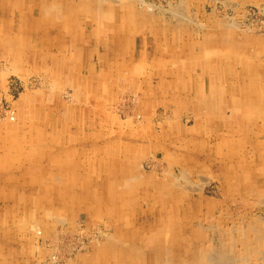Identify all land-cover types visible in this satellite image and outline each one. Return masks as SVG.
<instances>
[{"label": "bare ground", "instance_id": "bare-ground-1", "mask_svg": "<svg viewBox=\"0 0 264 264\" xmlns=\"http://www.w3.org/2000/svg\"><path fill=\"white\" fill-rule=\"evenodd\" d=\"M132 1H129V0H0V14H2V16H3V14L5 12L4 10H6V11H8V13H11L13 15V16H10L9 18H7L8 22L6 25L3 22H0V53L2 54V55H0L1 56L0 57V81H6V82L11 81V78L14 74V73L12 74L11 72H16L15 67H17L18 71H21L19 74H22L23 76H28L26 78H20L19 76H13L17 81L19 80L20 84H23L24 89H26V88L28 89L29 87H31V81H33V80H35L34 81L35 84H37V82H41L40 83V86H41L44 84V82L48 78H50V79H48L46 82H49V81L53 82L54 81L53 85L54 84L58 85L57 86V88H58L60 83H61L60 79L61 80L63 79L62 78L63 74L65 75V77L67 76L70 79H72L73 83L70 80V85H72L74 88L73 89L74 92L73 91L71 92L73 94V97L71 100H74L73 104H72L73 109L69 110V114L66 113V111H65L62 113V115H59V117H58L57 116L58 115L57 110H56V113L50 112V114H47L46 109H45V111H37V110H35V108H33V110L31 112H29L30 110L21 112L23 109V108H21L19 110L20 122H17V124H10V123L6 124V127L8 129H5L4 132H2L0 130V227L1 228H3V226L8 227L10 223H12L13 225L17 224V227L15 228V231H14L15 234H13V235L15 238L22 240L21 241L23 244L22 249H23V251H26L27 253L32 252L33 249L37 248V246H38L36 243L35 229L40 228V227H42V228L44 227L47 234L51 233L52 230H50V228H49L50 224H53V223L58 224V225L64 224L65 223L64 214L66 215L68 209L71 210V208H73V209L88 208L87 212H89V209H91L95 206L99 205L98 208H100V206H105V202H112L115 207H122V213H121V216L119 215V218H122L126 213L128 214V209L126 208V206H129V204L131 203L132 198L130 196L134 191L132 185L128 186V184L130 182H133V176L129 172V167L133 166L132 160L134 158H136V166L139 167L140 169L143 168L145 163H147V162L141 163L142 158L138 154L136 155V152H137L136 148L138 145V140L140 142L145 141L147 138H149V137H147V136H149L148 133L153 134L154 130H156V127L153 126L151 128L149 127L150 131L146 132L147 134H144L141 131H139V133H138V129L140 127L138 128L137 126L141 120L136 117V115L139 117V114L135 115V113L137 112V108L135 109L134 106L133 107L127 106V102H130L129 99L135 100L134 99L135 95H137V97L140 99H141V96L143 98L144 97L148 98L152 94H154V95L163 94L164 96H166L167 98H169L171 100L180 99L182 92L185 93L184 88H183V85H184L188 88V90H189L188 92H190V93L187 94V96L185 94H182V96H184L187 100H194L195 99L194 102L192 103V106L190 103V108H192V110H194L195 112H197L196 110L198 108L200 109L199 113H197V114L192 113L193 115H196L198 118H200V116H202V110H203L202 109V107H203L202 101H200L202 99V92L205 93V95H206L205 97L208 99H211V97L217 98L218 105H215V104L211 103V101H210V103H211L210 107H209V109L207 108L209 110V112H213L214 110H220V113H221L223 111H222V107H219V105L220 106L226 105L228 107L230 104H236V106L238 107V112H242V117L240 119L241 120L240 123L243 122L242 125H246L247 127L248 126H251V127L260 126L258 123V121H259L258 117H260V118H261V116H262V118L264 117V98L262 96V90H263L262 78L264 76V64L262 62H260L259 64H254V65L250 66L251 68H249V71H250L249 75H250V78L252 80V85L249 89L251 92L248 90L246 84L243 83L242 80L230 82L231 79L229 78V76L231 77L233 75V73L230 71V67L232 66L233 68H236L237 64H239L241 62V58L236 59L235 56H232L231 52H228L227 46H226V48H227L226 50L218 49L216 47H214V48L208 47L209 49H207V51L206 50L203 51L202 48L201 49L198 48L199 50L193 51V57L195 59L192 60L191 63L193 61H196L194 63V65H186L184 67H181L178 65L181 69V72L177 76H175L174 78L167 76V74H166L167 72H164V70L162 71V68H161L162 65L160 66L161 63L158 65H154V68H153L152 63H151V60L153 58H150L148 55L142 56L140 53L143 52V53L151 55L149 53V49L151 47L150 51L152 52L153 56H154V54L155 55L159 54L160 49H162L161 48L162 44L164 46H166V45H169V43L171 42V39L169 37V33H165L162 36V34L160 32L161 29L154 27L156 24V21H154V18L149 16V13L145 12V10L142 9L140 6H136V4L134 2L132 3ZM179 1H181V0H179ZM141 2L142 1H140V3ZM181 3H183V2H181ZM214 3H215V1H214ZM146 5H147V3H146ZM149 7H151V6H149ZM152 8H153V6H152ZM152 8H151V10H153ZM172 8H173V5H172ZM163 10L164 9H162V11ZM206 11H208V10H206ZM157 12H159V11H157ZM177 12H180V11L177 10ZM177 14L179 15V13H177ZM177 14H176V17H177ZM181 14H183V13H181ZM7 15L9 16L10 14H7ZM174 15H170V17L174 16ZM185 16L186 15H184V20H185V18H187ZM179 17L181 18V16H179ZM169 19H171V18H169ZM149 21L150 22L153 21V22H151L152 23L151 28H149V29L146 27L143 28V25H145V23H147ZM187 21H188V19H187ZM227 23H229V22H227ZM222 25H224V24H222ZM140 26L143 28L142 30L141 29L139 30ZM195 26H197V25H195ZM135 28L137 30H139L140 32H137V30ZM176 30L177 29H171L169 27L168 32H171V31L175 32ZM178 31L179 30H177L176 32H178ZM140 33L143 34V36L145 38L144 39L141 37V39L143 41L142 43L144 45H143V48L140 46L139 48L136 49V46L138 45L136 40H137V37L140 36L139 35ZM149 35L151 36V39H149L150 38ZM131 40H133V46L132 47H130V45H129L131 43ZM186 41L188 42V40H186ZM211 41H212V39H211ZM211 41H209V42H211ZM218 41H220V40H218ZM163 42H165V43H163ZM191 45H192L191 43H187V47H189ZM147 46H150V47L147 48ZM201 47H202V45H201ZM144 48L147 49L146 52L142 51V49L144 50ZM231 51H232V49H231ZM207 53L211 58H219L218 59L219 62H220V59L225 60L226 62L223 64H226V65L221 66V67L210 68V70L213 71V75H211L209 73L207 66L205 68H202L204 70L201 72V75H196V73L194 71L196 70V68L202 67V61H201L202 56L206 57ZM256 53L258 54V52H256ZM259 53H260V51H259ZM258 55H260V54H258ZM164 56H166V55H164ZM167 57H168V55H167ZM147 58H149L150 60H146ZM159 58L156 59L158 61V63H159V60H158ZM208 59H209V57H208ZM242 59L244 60V56ZM248 59H250V58H247V60ZM212 60H214V59H212ZM210 61H211V59H210ZM189 62H190V60H189ZM184 64H185V62H184ZM175 65H176V63H175ZM227 65H229V69H228ZM240 67L241 66H239V68ZM32 68H36L37 70L32 69ZM164 68H166V66H164ZM5 69H7V70H5ZM28 70H31L30 71L31 74L28 73ZM34 70L38 71L40 74L35 75L34 73H37V72H35ZM236 70H239V69H236ZM246 72H248V71H246ZM186 73H188L187 74L188 77H187V79H185V78L183 79L184 83H180L181 80L180 81L178 80L179 85L181 87H179V94H177L176 92H174L169 87V84H170V86H172L173 81L175 84V82H176L175 80H177L176 77L178 78V76H179V78L182 79L183 75ZM207 74H208V78H207ZM33 75H35V76H33ZM149 76L156 79L155 89H152L148 85V87H149V88H147L148 92H146L144 95H141V96H140V94H138V92H137L138 90L136 91L135 89H132V88L127 89L125 91V93L129 92V94H126L129 96L128 97L129 99L127 101L123 100V102L118 103L116 105L117 113L115 112L112 116V114H111L112 112H110L108 110L110 107H108V105H106V102L110 99V95H116V92H117L116 90L118 89V86H120L122 82H124V84L126 82H128L127 84H129L130 87H136L137 86V80L138 81H140V79L146 80ZM217 78L220 81L225 82V83L227 82L226 81L227 79H228V81L230 80L229 82L231 83L232 86H230L229 84H228V87L226 86V90H228V91L223 90L222 87L216 83ZM241 78H243V77H241ZM65 80H66V78H65ZM212 80H214V82H212ZM245 80H243V81H245ZM51 82H50V84H51ZM1 84L3 87V83H1ZM44 85H46V84H44ZM199 85H200V87H199ZM4 86H5V84H4ZM12 87H14V86H12ZM5 88L3 87V89H5ZM7 89H8L7 95L9 98V102H11L12 101L11 86H8ZM136 89H138V88H136ZM132 90H134L135 92L130 93V91H132ZM29 91H30V89H29ZM5 92H6V90H5ZM66 92L64 94H66ZM121 92H123V91H121ZM37 93L39 94V92H36V94ZM41 93H42V91H41ZM52 93L54 94V92H52ZM52 93L50 91V95ZM193 93L194 94L196 93V95H192ZM22 94H23V92H22ZM64 94H63V96H64ZM68 94H67V96H69ZM133 94H135V95H133ZM228 94L231 95L230 103L224 102V99L227 98ZM256 94L259 95V97H256ZM131 95H133V96H131ZM119 96H121V95H119ZM122 97L123 96H121V98ZM48 98H49V95L44 100L47 101ZM197 98H199V99H197ZM14 100H16V99H14ZM52 100H53V98H52ZM136 101H137V99H136ZM141 101H142V99H141ZM168 101H170V100H168ZM0 103H1V101H0ZM65 104L66 103L64 101H61V106H65ZM130 104H131V102H130ZM1 105H3V104H1ZM34 105H35V103H34ZM112 107H115V106H112ZM12 110L15 111V108H13ZM48 111H50V110H48ZM59 112L61 113L62 111H59ZM12 113L13 112H11V113L8 112L6 114V117L8 118L6 120L11 119V122H13L12 120H14L16 117L14 115H12ZM109 114L116 121L115 124H118L116 126H114V124L111 126V128L113 130L110 129V127L108 126L111 124V122H109V120L105 119L106 116ZM159 114H160L159 115V123L160 124H164V123L168 122L167 118H169V116L167 113H159ZM66 115L68 116L67 120L62 118ZM27 116H29V118H30L29 120H27V118H26ZM196 116H195V118H196ZM82 117H84L83 120H82ZM93 117H96V118L93 119ZM135 117H136V119H135ZM191 117H193V116L189 115V119ZM222 117H223V115L220 116L219 118H220V125L222 126V129H223L224 127L228 126V124L223 122ZM173 119H175V118H173ZM104 120H105V122H103ZM228 120H230V118ZM234 120H236V119H234ZM28 121L29 122L31 121L32 124L31 125L27 124ZM174 121H176V120H174ZM98 122H99V124H97ZM121 122H124V123H121ZM169 122H172V121H169ZM127 123H128V126H125V124H127ZM202 123H203L202 121H198V123L194 124L195 127H198L197 129H193V130L188 129L187 131L183 130L184 133L182 135V138L178 139V142L181 144L180 145L181 147H183L187 150H190L194 147V145H193L194 142L192 143V146L190 143L192 135L189 136V134L195 133V134H198V138L199 137L201 138L202 137L201 134H202V130H203V129H201ZM68 124H73L77 130H81L82 132H80V134H78L79 133L78 131H77V133H76V131H70L69 129L66 128V126ZM181 124H182V122H181ZM203 124H205V123H203ZM95 126L97 127L95 130L96 133L101 134L99 132H102V135H100V137H92L91 138L88 135L89 130H87L85 128H92V127L94 128ZM203 128H204V126H203ZM157 131L158 130H156V132ZM234 132H235V130H234ZM154 135L158 136L157 133H155ZM243 135L245 136V134H243ZM102 136H106V138H103ZM169 136H170V132H169V134H165L162 137H164V139H165V137H169ZM116 137H120L121 139L116 140ZM238 141H239V139L238 140L235 139V144H233L236 146V148H237V146H239ZM176 142H177V140H176ZM163 143H165V142H163ZM150 144H153V143H150ZM62 145H65V146L62 148L61 147ZM149 146H151V145H149ZM163 146H164V144H163ZM41 148H43L45 150L41 151ZM123 152H125V153L122 154ZM145 152H147V151H145ZM176 152H177V150H176ZM196 159L197 158H195V160ZM176 160H177V158H176ZM5 161H8L10 163L6 166ZM186 161H187V159H186ZM231 161H232V159H231ZM150 162L151 163L149 164L150 165L149 167H151V170L154 172L157 171L159 166H157V164L154 163L153 161H150ZM173 165H176V164H173ZM6 167L8 168V170L6 169ZM224 168H225V166H224ZM164 169H166V168H164ZM58 172L63 173V179L60 180L59 177L54 176ZM179 174L186 175V174H182V173H179ZM46 175H49V176L45 177ZM147 176H148V174H147ZM136 178H138V177H136ZM179 180H181V179H179ZM69 181L71 182V184L69 183ZM167 182H169V181H167ZM125 184H127V186ZM161 184H162V182H161ZM25 187H30L33 190V192L27 191V188H25ZM131 187H132V189H129ZM152 188H153V186H152ZM185 188H187V187H185ZM128 189H129V191H128ZM23 190H25V195L22 192ZM161 196H162V194H161ZM8 197H11V199H13L15 204H12L10 202V200L8 199ZM255 201H257V199H255ZM172 205H173V203H172ZM114 206H113V208H114ZM98 208H96V209H98ZM64 209H66V211H64ZM166 209H167V211L163 212L164 216L163 217L161 216V218L164 219L166 216H168V214H170V219L169 218L168 219L172 221L171 216H173L175 212L172 211L170 209V207H166ZM237 209H240V208H237ZM241 209H242V207H241ZM129 211H131V210H129ZM194 212H195V210H194ZM234 212H236V210H234ZM176 213H177V210H176ZM36 214H39L38 218L35 217ZM103 216H104V214H102L101 221L104 218ZM117 218H118V216H117ZM126 218L128 220V217H126ZM68 219H70V218H68ZM262 219H264V218H262ZM124 220H125V218H124ZM154 220L156 223H158L159 221H161V223H162L164 221L161 219L160 220L154 219ZM95 222L97 224V221H95ZM93 223H94V221H93ZM90 227H91L90 224H87V226L84 230L89 232ZM11 228L13 229V227H11ZM92 228H94V227L92 226ZM98 228H99V226H97V230H98ZM22 229L26 230L28 232V234L27 235L22 234V236H21L20 235L21 233H19V230L22 231ZM113 229H111V230H113ZM118 229L122 230L121 227H118ZM204 229H207V228L205 227ZM242 229L243 228H241V230ZM74 230H76V227L74 228ZM201 230H203V229H201ZM254 230H255V228H254ZM94 231H95V229H94ZM104 232L105 231H103V233ZM65 234H66V232H65ZM78 234H79V232H78ZM101 234H102V232L100 233V235ZM120 234H118V235L120 236ZM165 235H166V233H165ZM213 235H215V234H213ZM242 235H244V234H242ZM239 236L241 237V235H239ZM102 237H104V236H102ZM44 238H45V236H44ZM76 238H77V236H76ZM126 238H128V237H126ZM77 239H79V238H77ZM117 239H118L119 246L117 243L112 245L113 247L110 246L111 244L108 245L107 249L105 250V254L103 256L98 254L99 252L97 254L94 253L95 255H92L90 253L91 254V256H90L91 257V264H121V262H123V261L124 262L122 264H142V262L136 261L135 253L132 250L133 247H132V245H130L129 242L126 241L127 239L124 240V236H120ZM59 241H62V240H59ZM79 241H80V239H79ZM42 242L43 243L41 246H44L45 245L44 239L42 240ZM54 244L57 245L58 243H54ZM1 245H3V244H1ZM61 245H63V244H61ZM196 245H198L197 242H196ZM3 246H5V244ZM70 246H72V245H70ZM240 246H241V244H240ZM166 247L168 249L169 245ZM172 247H173V245H172ZM69 248H71V247H69ZM3 249L4 248L2 247L0 249V251ZM79 249H81V248H79ZM230 249H231V247H230ZM30 250H32V251H30ZM58 250H60V248ZM64 251H65V249H64ZM155 251L158 253V250H155ZM221 252H220V254H221ZM50 253H52V251ZM213 253H215V251ZM24 254H26V253L24 252ZM67 254H69V253H67ZM230 254H232V253H230ZM62 255L63 254H61V256ZM186 255H187V253H186ZM215 255H216V253H215ZM232 255H234V254H232ZM197 256H198V254H197ZM209 256H210V254H209ZM152 257H154V256H152ZM156 257H158V256H156ZM200 257L201 256H199L197 258H200ZM223 257L225 258V256H223ZM6 258H8V257H6ZM208 258H207V260H208ZM216 258L218 259L217 255H216ZM64 259H66V258H64ZM168 259H167V261H168ZM5 260H7V259H5V257H3L0 260V264H6ZM49 260H51V259H49ZM61 260H62V258H61ZM223 260H221V261H223ZM52 261H53V259H52ZM143 261L146 263L149 260H147V258L145 257V259ZM226 261H227V259H226ZM226 261H224V262L226 263ZM228 262H229V259H228ZM174 263H176V262H174ZM222 263L223 262H221V264ZM230 263H231V261L229 262V264ZM17 264H19V263H17ZM206 264H207V262H206ZM210 264H211V262H210Z\"/></svg>", "mask_w": 264, "mask_h": 264}, {"label": "rangeland", "instance_id": "rangeland-1", "mask_svg": "<svg viewBox=\"0 0 264 264\" xmlns=\"http://www.w3.org/2000/svg\"><path fill=\"white\" fill-rule=\"evenodd\" d=\"M129 1H132V0H129ZM140 1L142 2L140 3ZM133 2L136 4V6H140L142 9L145 10V12L149 13V16L154 18V21H156L157 28L169 26L171 29L179 30L178 32L182 35L180 36L178 34L174 36V39L171 40L169 45L164 46L162 44L161 46L162 49H160L159 54H157L158 56L155 54L154 56L152 55V52L150 51L151 49L150 46H147V48L150 47L149 53L152 56L149 54L143 53V52L140 53L142 56L148 55L150 58H153L151 60L153 68H154V65H158L161 63L160 66L161 65L163 66V67L161 66L162 71L164 70V72H167L166 73L167 76L174 78L181 72V69L179 66L184 67L186 65H194L196 61H193L192 62L193 64L191 63V61L195 59L193 57L194 50H199L202 48V50L207 51V49H209L210 47L211 48L216 47L222 50H226L228 48L227 50L228 52H231L232 56H235L236 59L241 58V62L237 64L236 68H233L232 66L230 67V71L233 73V75L231 77L229 76V78L231 79V81L230 80L229 81L235 82L237 80H242V82L246 84L248 90L250 89L252 85V80L249 75V72H250L249 68H251L250 66L254 64H259L260 62L264 64V0H228V1L227 0H217V1L216 0H181V1L179 0H138V1L133 0L132 3ZM143 2L144 3L146 2L147 5L146 3L144 4ZM172 5H173V8H172ZM151 8L153 10H151ZM162 9H164L163 11L165 13L162 11ZM177 10H179L181 13L186 15L185 17L187 18H185L184 20V15L181 14L180 12H177ZM4 11H5L3 14L4 17L2 16V14H0V22H3L6 25L8 22L7 18L13 15L11 13H8V11L6 10ZM175 13L176 14L179 13V15L177 14V17H176ZM7 14H10V15L8 16ZM170 15H174V16L170 17ZM179 16H181V18ZM151 22L149 21L145 23V25H143V28L145 27L148 29L151 28L152 26ZM194 24L197 26H195ZM220 24L221 25L224 24V25L221 26ZM143 28L140 26L139 30L140 29L142 30ZM139 30H137V32H140ZM139 35L140 36L137 37L136 42L139 47L141 46L143 48L144 44L142 43L143 41L141 37L144 38V36L141 33ZM149 37H150L149 39H151L150 35ZM186 40H188V42ZM186 42L191 43L192 45L187 47ZM142 51L146 52L147 49L144 48V50L142 49ZM256 52H258V54H260L261 56L258 55ZM0 55L2 54L0 53ZM243 56H244V60L242 59ZM157 58H159L158 59L159 63L156 60ZM247 58H250V59L247 60ZM218 59L219 58H211L207 53L206 57L202 56V59H201L202 67L196 68L194 72L201 73L204 70L202 68H205L206 66H207V69L210 70V68L212 67H221V66L226 65V64H223L226 62L225 60L220 59V62H219ZM146 60H150V59L147 58ZM238 65L241 67L239 68ZM164 66H166V68H164ZM227 67L229 69V65H227ZM15 68H16V72H11L12 74L14 73L13 76H19L20 78L28 77V76H23L22 74H19L21 71H18L17 67ZM32 69H36V68H32ZM236 69H239V70H236ZM36 70L34 71L37 73H34V74L35 75L40 74ZM30 71L31 70H28L29 74H31ZM13 76L11 78V81H7V82L0 81V86H1L0 87V101H1L0 103V130L2 132H4L5 129H8L6 127V124H9V123L17 124V122H20L19 110L21 108L24 109V110L22 109L21 112L29 111V110H30L29 112H31L33 108H35V110L37 111H45L46 109L47 114H50V112L56 113V110H57L58 117L59 115H62V113L65 111L66 113L69 114V110L73 109L72 104L74 100H71L73 97V94L71 92L73 91L74 88L72 85H70V80L72 83L73 81L69 77L67 76L65 77L64 74L62 76L63 79L62 80L60 79L61 81L59 85L60 88L59 87L57 88L58 85H55V84L53 85L54 81L46 82L48 79H50L48 78L44 82V84L46 85L43 84L40 86L41 82H37V84H35L34 83L35 80H33L31 81V87H29L28 89L27 88L24 89L23 84H20L19 80L17 81ZM245 76L246 77L248 76V77L246 78ZM207 78H208V74H207ZM176 79L179 81L181 80L180 83H184V80L180 78H176ZM226 81L227 82L225 83V82L220 81L217 78L216 83L219 84L223 90L228 91L226 90V86L228 87V84L230 86L232 85L228 81V79ZM262 81H263L262 96L264 98V76L262 78ZM50 82L52 85L50 84ZM1 83H3L4 88L6 87L5 89H3ZM127 83L128 82L124 84V82H122L120 86L117 85L118 89L116 90L117 91L116 95H110V99L106 102V105L110 107L108 110L112 112L111 113L112 116L115 112L117 113L116 105L120 102H123V100L127 101L129 99L128 98L129 96L126 95V94H129V92L125 93L127 89L132 88V89H135L136 91L138 90L137 92L138 94H140V96L148 92L147 90V88H149L148 82L145 79H140V81L137 80L136 87H130L129 84ZM7 85L11 86V89H12V92H11L12 101L11 102H9V98L7 95L8 93ZM50 91L51 93L54 92V94L52 93L50 95ZM121 91H123L124 93ZM36 92H39V94L38 93L36 94ZM65 92L66 94H64ZM134 92H135L134 90L130 91V93H134ZM189 93L190 92H185V93L182 92V94H185V95ZM67 94L70 97L67 96ZM182 94L180 96L181 97L180 99H175V100H171L167 98L166 96H164L163 94H156V95L152 94L148 98L147 97L143 98L141 96L142 101L144 100L145 102L144 101L142 102L141 99L137 97V95L133 94L135 95L134 96L135 100L131 99L132 100L131 101L129 99L131 104L130 102H127L128 107L134 106L135 109L137 108V112L135 113V115L139 114V117L137 115L136 117L141 120L137 126L138 128L140 127L138 129V133L139 131H141L144 134H147L146 132L150 131L149 127L151 128L153 126L156 127V130H158L157 132L156 130H154L153 134L148 133L149 136L147 137L149 138H147L145 141L140 142L138 140V145L136 148L137 150L136 155L138 154L142 158L141 163L147 162L148 164L145 163V165L141 169L137 167L136 165L129 167V170L132 172L133 182H130L129 184L128 183L127 184L128 186L132 185L134 191L130 196L132 198L131 203L129 204V206H126V208L128 209V214L126 213L122 218H119V215L121 216V213H122V207H115L112 202H105V206H100V208H98L99 205L95 206L89 209V212L87 213L78 211V210H81L82 208L81 209L77 208L75 210L71 208V210H68L67 213L65 212L66 215L64 214L65 216L64 224L62 225L60 224L58 225L55 223L50 224L49 228L50 230H52L51 233L47 234L44 227L35 229L36 243L38 245L36 250L37 249L40 250V253L36 255L35 259H33L34 257L30 253L23 251L22 249L23 244L21 242L22 240L15 238L13 235L15 234L14 231H15V228L17 227V224L13 225L12 223H10L8 227L6 226H3V228L0 227V247L2 246L4 248L3 250L0 251V260L3 257H5V259H7L5 260L6 264H17V263L19 264H51V263L52 264H91V257H90L91 254L95 255L99 252L98 254L103 256L105 254V250L107 249L108 245L111 244L110 246L113 247L112 245L117 243L119 246L117 238L120 236H124V240L127 239L126 241L129 242L130 245H132L133 247L132 250L135 253L136 257L135 256L134 257L136 258V261L142 262V264H146V263L147 264H186V263L187 264H193V263L194 264H206V262L207 264H210V262L211 264L212 263L221 264V262H223L222 264H227V263L229 264L230 261H231L230 264L232 263L233 264H264V240H263L264 239V219H262L264 218L263 217L264 216V176H263L264 175V126H263L264 117L263 118L262 116L261 118L258 117L259 119L258 123L260 126L258 127L248 126L247 127L246 125H242L243 122L240 123L242 112H238V107L236 106V104H230L228 107L226 105H222V106L219 105V107H222V111H223L221 112L222 114L219 112L216 114H214L213 112H209L208 109L211 103L218 105L217 98L211 97V99H208L205 97L206 96L205 93L202 92V99L200 101H202L203 110H202V116L198 118L196 115H193V114L199 113L200 109L198 108L196 110L197 112H195L194 110H192V108H190V103L192 106V103L194 102L195 99L185 100L182 98L183 97ZM48 95H49L48 100L47 101L44 100ZM119 95L123 97L121 98V96ZM192 95H196V93L195 94L193 93ZM256 97H259V95L256 94ZM13 98L16 100H14ZM136 99L138 102L136 101ZM230 99H231V95L228 94L227 98L224 99V102L230 103ZM61 101H64L66 103L65 106H61ZM112 106H115V107H112ZM13 108H15V111L12 110ZM59 111H62V112L60 113ZM8 112L10 113L13 112L12 115L16 117L14 120H12L13 122H11V119L6 120L8 119L6 117V114ZM159 113H167L170 118V119L167 118L168 122L164 124H160L159 123V115H160ZM189 115L193 117L189 119ZM222 115H223L222 117L223 122L228 124V126L224 127L223 129H222V126L220 125V118H219ZM26 118L27 120L30 119L29 116H27ZM83 118L84 117H82V120ZM95 118L96 117H93V119ZM229 118L230 120H228ZM105 119L111 122V124L108 125L110 129H112L111 126L113 124L114 126L118 125V124H115L116 121L111 117L110 114L107 115ZM169 121H172V122H169ZM198 121H202L203 123H205V124L202 123V126H201V129H203L202 134H201L202 137L198 138V134L191 133L189 134V136L192 135L190 143L192 146V143L194 142L193 143L194 147L190 150H187L181 147L180 146L181 144L178 142V139L182 138V135L184 133L183 130L187 131L188 129L190 130L197 129L198 127H195L194 124L198 123ZM103 122H105V120ZM181 122L183 125L181 124ZM121 123H124V122H121ZM27 124L31 125L32 122L28 121ZM97 124H99V122ZM125 126H128V123L125 124ZM169 132H170V136L165 137L164 139V137L162 136H164L165 134H169ZM155 133H157L158 136H155L154 135ZM243 134H245V136ZM99 135H102V134H99ZM120 139H121L120 137H116V140H120ZM235 139L236 140L239 139L238 141L239 146H237V148L235 145H233L235 144ZM150 143H153V144H150ZM162 143L164 144V146ZM195 158L197 159L195 160ZM150 161H153L154 163L157 164V166H159L157 171L154 172L151 170V167H149L150 166L149 164L151 163ZM173 164H176V165H173ZM179 173L186 174V175H181ZM153 180L157 182L155 183ZM127 184L125 185L127 186ZM132 187L129 189H132ZM185 187H187L188 189ZM8 199L10 200L12 204H15V202L13 201V199H11V197H8ZM255 199H257V201H255ZM235 206L240 209H237ZM166 207H170V209L175 212L173 215L174 217L171 216L172 221L169 220L170 214H168V216H166L164 219L161 218V216L162 217L164 216L163 212L167 211ZM176 210H177V213H176ZM234 210H236V212H234ZM64 211H66V209H64ZM102 214H104L103 216L104 218L101 221ZM117 216L119 219L117 218ZM35 217L38 218L39 214H36ZM126 217H128V220ZM91 219L94 221V223ZM154 219H157V220L161 219L164 221L162 223L161 221L156 223ZM95 221H97V224ZM87 224H90L91 226L89 228L90 230L88 229L89 232L84 230ZM92 226L94 228H92ZM97 226H99L98 230H97ZM11 227H13V229ZM73 227L74 228L76 227V230H74ZM118 227H121L122 230H119ZM205 227L207 229H204ZM241 228L243 229L241 230ZM103 231L105 232L103 233ZM101 232L102 234L100 235ZM19 233H21L20 234L21 236L22 234L23 235L28 234V232L24 229H22V231L19 230ZM118 234H120V236ZM239 235H241V237ZM76 236L77 238L80 239V241L79 239L76 238ZM43 239H44L45 245L41 246L43 243L42 242ZM59 240H62V241H59ZM200 240L201 241L203 240V241L201 242ZM196 242L198 245H196ZM54 243H58V244L56 245ZM1 244L3 245L5 244V246ZM61 244H63L64 246ZM167 244L169 245L168 249L166 247L168 246ZM57 248L58 249L60 248V250H58ZM155 250H158V253ZM51 251L53 254L50 253ZM214 251L218 259L216 258L215 253H213ZM24 252L26 254H24ZM229 252L234 255L230 254ZM56 254L57 255L59 254V255L57 256ZM61 254L63 255L61 256ZM209 254L211 257L209 256ZM195 255L197 257L199 256L201 257L197 258ZM223 256H225V258ZM145 257L147 258V260H149L146 263L143 261ZM207 258L209 261L207 260ZM228 259H229V262H228ZM224 261H226V263ZM123 262H121V264Z\"/></svg>", "mask_w": 264, "mask_h": 264}, {"label": "crops", "instance_id": "crops-1", "mask_svg": "<svg viewBox=\"0 0 264 264\" xmlns=\"http://www.w3.org/2000/svg\"><path fill=\"white\" fill-rule=\"evenodd\" d=\"M155 28H157V26H156V24H155V26H154ZM161 29V34H162V36L165 34V33H169V37H170V39L172 40V39H174V36H176V35H180V36H182L179 32H174V31H171V32H168V29H169V26H164V27H162V28H160ZM183 34V33H182ZM133 39V38H132ZM130 45V47H132L133 46V40H131V43L129 44ZM137 48H139V46L137 45L136 46V49ZM203 51H205V50H203ZM209 73L211 74V75H213V71L212 70H209ZM187 74L188 73H186V74H184L183 75V78H182V80L185 78V79H187ZM196 75H201V73H196ZM177 78V77H176ZM178 78H179V76H178ZM149 79H151V80H149ZM146 81L148 82V85L152 88V89H155V86H156V79H154L153 77H151V76H149L147 79H146ZM176 82H175V84H174V81H173V84H172V86H170V84H169V87L174 91V92H176L177 94H179V87H181L180 85H179V82H178V80H175ZM212 82H214V80H212ZM199 87H200V85H199ZM183 88H184V91L185 92H188L189 90H188V88L186 87V86H184L183 85ZM181 89V88H180ZM187 96V95H186ZM183 99H185V100H187L184 96L182 97ZM220 113V110H214L213 111V113L214 114H216V113ZM192 114V113H191ZM63 119H65V120H67L68 119V116L66 115V116H64V117H62ZM66 128L67 129H69L70 131H76V133H77V131L79 132L78 134H80V132H82L81 130H77L76 128H75V126L73 125V124H68L67 126H66ZM96 126L93 128H85V129H87V130H89V133H88V135L92 138V137H100V135L99 134H95L96 133ZM99 133H101L102 134V132H99ZM95 134V135H94ZM103 138H106V136H102ZM66 145V144H65ZM65 145H62L61 147L63 148ZM45 149H43V148H41V151H44ZM125 152H123L122 154H124ZM135 163H134V162ZM10 162H8V161H5V165L7 166L8 164H9ZM132 165L133 166H135L136 165V158H134L133 160H132ZM57 168V167H56ZM6 169L8 170V168L6 167ZM129 172H130V174H132V172L129 170ZM47 176H49V175H46L45 177H47ZM55 177H59L60 178V180L61 179H63V173L62 172H58V173H56V175H54ZM60 182V181H59ZM58 182V183H59ZM53 183V182H52ZM69 183L71 184V182L69 181ZM25 188H27V191H32L33 192V190L30 188V187H25ZM23 193H24V195H25V190H23L22 191ZM68 210H70V209H68ZM75 210V209H74ZM79 212H87L88 211V208H82L81 210H78ZM36 248H34L33 249V252L31 253L30 252V254L34 257L33 259H35L36 258V255L38 254V253H40V250H36ZM30 251H32V250H30ZM35 254V255H34Z\"/></svg>", "mask_w": 264, "mask_h": 264}]
</instances>
